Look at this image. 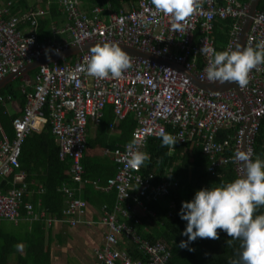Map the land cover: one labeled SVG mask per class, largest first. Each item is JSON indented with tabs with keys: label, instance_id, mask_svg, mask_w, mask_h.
Returning <instances> with one entry per match:
<instances>
[{
	"label": "built area",
	"instance_id": "obj_1",
	"mask_svg": "<svg viewBox=\"0 0 264 264\" xmlns=\"http://www.w3.org/2000/svg\"><path fill=\"white\" fill-rule=\"evenodd\" d=\"M55 2L66 11V21L61 25L53 22V35L42 38L38 29L41 19L50 12V1L45 7L13 14L11 1L0 5V80L45 56L86 43L116 42L159 60L127 52L132 67L119 79L111 75L94 78L83 70L90 56V50H85L70 56V61L42 64L23 80L20 92L26 103L13 119V137L0 124V221H18L20 217L45 219L48 224L53 221L44 209L35 207L32 197L44 188L41 184H35V189L30 186L20 161L26 137L40 132L49 122L59 157L71 159L69 174L79 185L76 188L66 182L61 186L67 197L65 220L72 226L93 224L86 219L89 201L80 195L86 184L117 194L112 208L102 204L100 222L108 230L102 245L95 249L96 264H166L172 255L168 244L160 239L151 241L138 229L143 216L156 214L149 202L163 201L173 214L176 203L169 196L178 187L174 168L160 179L153 172L144 175L145 164L128 168L124 163L127 146L135 140L136 147L148 153L150 138H160L157 133L163 127L182 137L174 147L169 146L170 152L191 141L209 157L212 173L232 164L236 178L243 174L242 163L234 161L233 156L237 150H251L253 158L256 156L255 140L264 116V64L251 70L243 88L207 90L195 80L216 83L209 82L204 71L212 53L206 55L200 49L218 51L213 33L219 19L233 20L222 50L235 49L251 0H200L182 30H174L172 16L157 11L151 0H136L119 11L100 5L81 8V0ZM260 39H264V11L257 9L244 47L254 46ZM13 100L12 94H0V103ZM108 104L113 106L117 120L135 114L136 126L129 142L103 150L116 163V172L102 182L101 178L85 176L82 157L89 119L100 121ZM2 183L7 189L1 187ZM127 241L135 242L144 257H134L125 245Z\"/></svg>",
	"mask_w": 264,
	"mask_h": 264
},
{
	"label": "trees",
	"instance_id": "obj_2",
	"mask_svg": "<svg viewBox=\"0 0 264 264\" xmlns=\"http://www.w3.org/2000/svg\"><path fill=\"white\" fill-rule=\"evenodd\" d=\"M11 1V13L21 12L25 0H5ZM51 2L50 14L48 18L42 20L38 35L40 38L52 36V23H62L66 20V11L56 0H42L43 5ZM84 7L87 6H107L114 11L130 7L136 0H81ZM250 1V0H242ZM3 0H0V5ZM86 6V7H87ZM26 7V6H25ZM258 9L264 11V0H260ZM232 19H219L214 29V37L218 51L225 46L232 26ZM71 58L60 60V62L70 61ZM33 70L31 73H34ZM23 83L22 77L16 78L7 84L0 94H12L14 99H18L22 104L26 103V97L20 92ZM7 103H0V124L4 127L10 137H13V119L19 114L10 113ZM115 113L113 106L108 104L102 118L94 127L87 125V146L82 157V164L85 168V176L91 179L101 178L102 182L115 175L116 163L110 155H105V148L114 149L118 145L129 142L132 132L136 126V118L133 113H129L118 125V131L109 133V128L115 123ZM51 123H46L40 132L29 134L23 145L20 155L21 169L27 173V180L32 188H37L35 184H41L44 191L35 193L32 201L38 209H44L47 216H54L60 220H65L63 209L66 206L67 197L61 190V186L68 182L70 186L78 188V183L74 182L69 174L71 159L62 160L59 157V146L52 136ZM89 149H99L101 153L92 154ZM149 159L145 161L142 169L144 175L156 173L160 179L167 174V170L174 168V178L178 181L169 199L174 200L176 208L170 214V208L163 204V201L149 202L148 204L156 211L155 216H143L142 223L139 224V233L156 241H165L171 250V258L166 264H230L233 259H238L240 252L239 239L229 237L225 231L217 229L218 238H197L190 242L189 248L179 246L181 240H187V236L182 235V230L186 226V221L179 216L181 202L190 200L195 191L201 187L216 186L222 182H230L236 178V172L232 164L222 166L212 173L209 170L210 159L203 152L201 146H197L191 141L177 147L174 152L169 151V146H161V138H150L147 148ZM255 154L264 158V116L261 119L260 129L255 140ZM2 188L7 189L4 183ZM4 190V189H3ZM80 195L89 202L99 201L102 205L108 204L110 208L114 206L116 191L104 192L94 188L91 184H86L80 191ZM22 213L26 214L22 208ZM255 214H264V205L257 208ZM37 234L29 235L26 243V256L22 262L25 264H50L51 252L50 242L46 235L47 224L45 219H38L34 224ZM231 241V243H228ZM132 255L136 258H143L142 252L133 241L125 244Z\"/></svg>",
	"mask_w": 264,
	"mask_h": 264
},
{
	"label": "clouds",
	"instance_id": "obj_3",
	"mask_svg": "<svg viewBox=\"0 0 264 264\" xmlns=\"http://www.w3.org/2000/svg\"><path fill=\"white\" fill-rule=\"evenodd\" d=\"M157 11L170 14L174 20V30H182L183 22L200 6V0H151ZM204 54L212 53L204 71L209 82L221 85L235 83L243 88L249 81V74L259 64H264V39L254 46L229 47L215 51L201 47ZM58 52V50H57ZM132 67L129 54L116 42H104L90 49L83 70L88 76L105 78L109 75L119 79L122 73ZM161 146L176 144L179 137L167 132L163 127L157 133ZM133 140L127 146L125 166L137 169L149 159V154L136 147ZM233 160L243 165V174L230 182L197 189L190 200L181 202L179 216L186 221L179 246L189 248L190 242L199 238H218L220 229L229 237L239 239L238 259L230 264H264V214H255L264 205V158H253L251 150H237ZM231 243V241H228Z\"/></svg>",
	"mask_w": 264,
	"mask_h": 264
},
{
	"label": "crops",
	"instance_id": "obj_4",
	"mask_svg": "<svg viewBox=\"0 0 264 264\" xmlns=\"http://www.w3.org/2000/svg\"><path fill=\"white\" fill-rule=\"evenodd\" d=\"M86 6L84 7V5H82L81 8H86ZM30 7H45V5H43L42 0H25V4L23 5L21 12L26 11ZM49 14L50 12L41 19V22L45 18H48ZM65 21L66 20H64L62 23H59V25L63 24ZM37 68L33 70L36 71ZM33 70L29 71L23 77H20H22L23 80L31 77L35 73H31ZM24 105L25 104H22L18 99H14L13 101L7 103V108L10 113H20ZM120 121L121 120H117V118L115 119V123L109 128L110 134H114L118 131L117 128ZM98 122L90 118L88 124H90L91 127H94ZM52 136L55 138L53 132ZM89 151L92 154H97V152L101 153L99 149H89ZM101 215L102 205L99 203V201L94 203L89 202L86 219L93 221V224L90 226L85 225L84 223H80L77 226H72L67 220H53L51 224L46 223V235L48 242H50L49 248L51 252L50 264H66L65 260L67 258H69V261L71 260L70 262H73L72 264H96L97 260L95 257V249L102 245L104 234L108 230V228L100 222ZM24 220L26 219L15 221L16 223L14 224L20 225ZM35 223L36 220L33 221V223L28 224L24 233L21 234L19 230H8L3 226V220L0 221V264H25L22 262V259L23 256H26V241L29 235L37 234V231L34 228ZM59 249H61L62 255L64 253H67L68 255L71 253L72 255L66 257V259H64V261L61 263L60 259L57 258ZM73 255L75 256L71 257ZM71 258H73L74 261H72Z\"/></svg>",
	"mask_w": 264,
	"mask_h": 264
},
{
	"label": "water",
	"instance_id": "obj_5",
	"mask_svg": "<svg viewBox=\"0 0 264 264\" xmlns=\"http://www.w3.org/2000/svg\"><path fill=\"white\" fill-rule=\"evenodd\" d=\"M259 2H260V0H251L249 14L246 17L242 32L239 36V41L237 43V46H239V47L245 46L247 34H248L249 29H250L251 23L253 21V16L255 15V13L258 9ZM97 44H102V43H86V44L81 45V46H75V47L70 48L69 50H65V51L61 52L60 54L45 56L39 60L32 62L31 64H27L23 68H21L18 72L10 73L7 76H5L4 78H2L0 80V90H2L4 87H6L7 84L12 82L14 79H16L20 76L23 77L29 71L36 69L37 67H39L42 64H48V63H51L54 61L66 60L70 56L76 55V54H78L82 51H85V50H90L92 47L96 46ZM120 46L128 53L138 55L141 57H145V58H154V59L159 60V58L155 57L154 55L149 54L147 52H144L142 50L136 49L134 47L124 46V45H120ZM161 61H166V60H161ZM171 63H173V62H171ZM195 82L200 87H203L207 90H223V89H228V88H232V87L237 89V85L234 82L233 83H225L223 85H221L219 83H206V82L199 81V80H195Z\"/></svg>",
	"mask_w": 264,
	"mask_h": 264
},
{
	"label": "rangeland",
	"instance_id": "obj_6",
	"mask_svg": "<svg viewBox=\"0 0 264 264\" xmlns=\"http://www.w3.org/2000/svg\"><path fill=\"white\" fill-rule=\"evenodd\" d=\"M2 3H5V4H7V1H5V0H3V2ZM47 217H49V218H51V219H53V220H56V219H58V218H56V217H54V216H47ZM21 219H26V220H24L20 225H15L14 223H16L15 221H12V220H8V219H2L3 220V222H4V227L5 228H7L8 230H11V231H17V230H19L20 231V233L21 234H23L24 233V231L26 230V226H28V224H31V223H33V221H35V220H38V219H32V218H27V217H20L19 219H18V221L19 220H21ZM75 248V247H74ZM73 249V248H72ZM70 250H71V247H70ZM70 255H72L71 253H70ZM70 255H68L67 253L65 254H61V249H59V251H58V253H57V258H59L60 259V261H61V263L64 261V259H66V257H68V256H70ZM75 255H73V256H71V257H74ZM72 259V261H74L73 260V258H71ZM66 264H72L73 262H70L69 261V258H67L66 260Z\"/></svg>",
	"mask_w": 264,
	"mask_h": 264
}]
</instances>
